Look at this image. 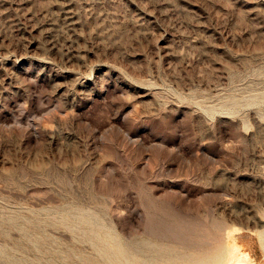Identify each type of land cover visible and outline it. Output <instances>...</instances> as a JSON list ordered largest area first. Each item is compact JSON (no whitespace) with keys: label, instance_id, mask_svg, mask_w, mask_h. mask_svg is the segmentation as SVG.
Wrapping results in <instances>:
<instances>
[{"label":"rangeland","instance_id":"374dc122","mask_svg":"<svg viewBox=\"0 0 264 264\" xmlns=\"http://www.w3.org/2000/svg\"><path fill=\"white\" fill-rule=\"evenodd\" d=\"M264 264V0H0V264Z\"/></svg>","mask_w":264,"mask_h":264},{"label":"bare ground","instance_id":"6f19581e","mask_svg":"<svg viewBox=\"0 0 264 264\" xmlns=\"http://www.w3.org/2000/svg\"><path fill=\"white\" fill-rule=\"evenodd\" d=\"M208 260H210V258H207V257L193 258L191 259L190 264H206Z\"/></svg>","mask_w":264,"mask_h":264}]
</instances>
